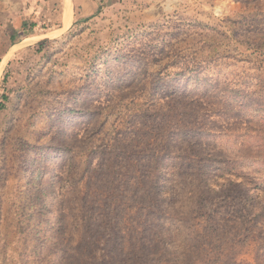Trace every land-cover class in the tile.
<instances>
[{"label":"rangeland","instance_id":"rangeland-1","mask_svg":"<svg viewBox=\"0 0 264 264\" xmlns=\"http://www.w3.org/2000/svg\"><path fill=\"white\" fill-rule=\"evenodd\" d=\"M158 1L40 45L0 0V264H264V0Z\"/></svg>","mask_w":264,"mask_h":264},{"label":"crops","instance_id":"crops-1","mask_svg":"<svg viewBox=\"0 0 264 264\" xmlns=\"http://www.w3.org/2000/svg\"><path fill=\"white\" fill-rule=\"evenodd\" d=\"M23 1L24 10L11 30L18 43L33 38L37 44L63 37L74 30L90 33L92 40L101 35L112 36L120 32L122 26L149 20L166 9L158 0ZM15 55L13 53L10 59Z\"/></svg>","mask_w":264,"mask_h":264},{"label":"trees","instance_id":"trees-1","mask_svg":"<svg viewBox=\"0 0 264 264\" xmlns=\"http://www.w3.org/2000/svg\"><path fill=\"white\" fill-rule=\"evenodd\" d=\"M28 29H32V27H29ZM43 43H44V41L40 42V45H42ZM4 80H5V78H4ZM0 98L2 99L0 101V110H1V109H3L5 107V102L4 101H6L8 99V96L6 94H1Z\"/></svg>","mask_w":264,"mask_h":264}]
</instances>
